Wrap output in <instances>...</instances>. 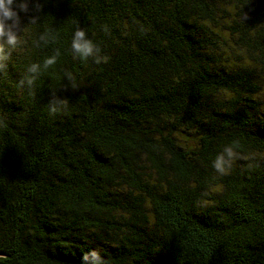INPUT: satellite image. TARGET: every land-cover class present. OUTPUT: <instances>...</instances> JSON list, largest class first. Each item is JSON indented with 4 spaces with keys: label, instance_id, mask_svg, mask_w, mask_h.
<instances>
[{
    "label": "trees",
    "instance_id": "trees-1",
    "mask_svg": "<svg viewBox=\"0 0 264 264\" xmlns=\"http://www.w3.org/2000/svg\"><path fill=\"white\" fill-rule=\"evenodd\" d=\"M19 17L0 264H264V0H30ZM76 27L105 59L74 57Z\"/></svg>",
    "mask_w": 264,
    "mask_h": 264
},
{
    "label": "clouds",
    "instance_id": "clouds-1",
    "mask_svg": "<svg viewBox=\"0 0 264 264\" xmlns=\"http://www.w3.org/2000/svg\"><path fill=\"white\" fill-rule=\"evenodd\" d=\"M30 0H0V59L7 57V49L14 48L18 40V31L20 30L19 13L29 10ZM36 11H39L41 5L34 3ZM35 19V17H30ZM70 49L74 57L80 59L92 58L93 61L99 62L105 57L99 55V47L88 37L85 30L76 27L71 35ZM59 53H57L58 55ZM56 56H49L43 59L42 63L33 62L27 66L26 71L29 73H38L41 67H48L53 64ZM33 77H27L19 83L23 85L25 82L29 85L32 83ZM56 103L50 105V111H56ZM233 156L232 148L228 145L223 147L222 152L218 153L212 161V167L219 173L223 174L227 171ZM82 264H105V261L95 249H89L81 256Z\"/></svg>",
    "mask_w": 264,
    "mask_h": 264
}]
</instances>
